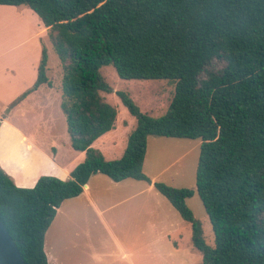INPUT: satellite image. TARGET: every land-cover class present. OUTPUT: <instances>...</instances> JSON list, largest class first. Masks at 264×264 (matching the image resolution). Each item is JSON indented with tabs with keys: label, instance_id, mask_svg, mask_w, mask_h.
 Listing matches in <instances>:
<instances>
[{
	"label": "trees",
	"instance_id": "trees-1",
	"mask_svg": "<svg viewBox=\"0 0 264 264\" xmlns=\"http://www.w3.org/2000/svg\"><path fill=\"white\" fill-rule=\"evenodd\" d=\"M25 5L40 19L57 55L60 108L74 150L85 157L68 179L41 175L18 187L0 168V219L25 264H47L44 236L61 202L83 191L95 173L113 181L145 180L148 136L200 139L196 192L214 234L187 206L190 188L154 181L191 227L201 264H264V0H0ZM42 47L37 77L18 99L50 81ZM112 64L122 79L174 84L160 117L114 93L136 118L123 154L106 160L91 146L114 128L112 92L100 73Z\"/></svg>",
	"mask_w": 264,
	"mask_h": 264
},
{
	"label": "crops",
	"instance_id": "crops-1",
	"mask_svg": "<svg viewBox=\"0 0 264 264\" xmlns=\"http://www.w3.org/2000/svg\"><path fill=\"white\" fill-rule=\"evenodd\" d=\"M19 6L0 4V11L24 13L42 32L45 28L37 15L27 6ZM40 32L35 38L0 37V168L18 187L34 186L41 175L68 179L71 170L85 157L83 151L71 147L64 131L63 146L58 145L49 132L56 122L53 114L39 111L44 103L47 106L54 99L52 92H58L48 76L50 85L43 83L18 99L37 77ZM31 39L36 41L33 46L37 53L28 60L24 49ZM47 70L48 67L46 73ZM14 98L19 101L10 106ZM116 121L107 132H116ZM107 132L91 144L105 159L102 147L108 142ZM155 145H159L157 158L152 153ZM186 147L183 138L148 136L142 168L151 182L131 178L113 181L105 174H92L79 195L63 200L57 208L44 236L47 264H155L154 244L165 241L167 245L170 235L177 234L178 226L187 223L154 188L153 182L160 180L165 168L156 163L168 161L182 149L181 154L186 156ZM191 248L195 249L192 243ZM166 252L170 255V246ZM198 254L193 253L192 264H201L202 256ZM165 259L168 260L162 264H170V257Z\"/></svg>",
	"mask_w": 264,
	"mask_h": 264
},
{
	"label": "rangeland",
	"instance_id": "rangeland-1",
	"mask_svg": "<svg viewBox=\"0 0 264 264\" xmlns=\"http://www.w3.org/2000/svg\"><path fill=\"white\" fill-rule=\"evenodd\" d=\"M19 7H22V5ZM39 32L40 31L34 24V21L30 20L28 15L24 13L18 14L15 12H4L3 10L0 11V37L2 39L8 38L12 40V38H17V35L18 37L24 36L27 38L34 35L35 38V36H37ZM37 41L40 44L41 49L42 47H45L47 49L48 70L46 74L53 82L55 89L58 91L52 92V98L54 99L47 106L46 103H44V108L41 107L39 111L41 113L45 111L53 114L52 117L56 122L54 124V127L51 128L49 132L53 137H55L54 140H57L56 143L63 146L64 138H62V131H64L65 137L67 139L69 138V136L66 129L65 117L60 108V83L62 78V69L60 61L53 50L47 30L44 29L42 32H40V36L39 38H37ZM35 44V39H31V41L28 42L25 46L24 54L28 60L35 58V54L37 53V47L33 46ZM39 55L40 50L38 51V56ZM20 62H22V60ZM100 73L106 83L113 89L112 92H101V95L105 99V101L111 104L117 111L116 125L118 124V128L114 134H112L113 132H107L106 137L108 139V142H106L102 147L103 153L106 155V159L113 160L119 158L123 154L127 142V137L136 126V118L128 112V110L121 103L120 99L116 96L114 91H125L140 107L142 112L152 117H160L164 115L166 110L168 109L170 100L174 94V84L167 79H122L117 75L116 70L112 64L101 66ZM18 101L19 100L16 98L14 101L11 100L9 104L10 106H14ZM23 126L26 125L23 124ZM52 139L53 138L50 137V140ZM183 139H185V142L188 145L186 149L189 148V151L187 150L186 153H184L186 156H183V154H181L183 153L182 149V151L174 154V156H170L168 161L156 163L157 165H159V167H165L159 181L174 187L190 188L193 190V194L186 200V204L192 210L193 215L200 220L205 242L209 246H213L214 234L212 231V226L207 214L204 211L203 204L196 192L195 186V170L199 156L201 140L188 138ZM64 148H66V146H64ZM158 148L159 145H155L152 148L153 156L156 155V158L158 157ZM171 160H174V163L168 164ZM178 165L180 166V168H177ZM180 169L182 170V172H180ZM156 170L157 168L154 169V172L152 174H155ZM171 223L173 225L172 221ZM176 233L177 234L170 235V240L167 241V245L165 241H158L154 244L155 264L164 263L166 260H168L165 259L166 257H170V264H192L194 262V259L192 257L193 253L198 254L199 252L191 248L190 225L184 223L182 226H178V230ZM167 246H170V255L166 252ZM175 246L179 249L178 252L175 251ZM161 256L164 260H161ZM184 257L188 261H184ZM173 260H176L177 263L173 262Z\"/></svg>",
	"mask_w": 264,
	"mask_h": 264
},
{
	"label": "water",
	"instance_id": "water-1",
	"mask_svg": "<svg viewBox=\"0 0 264 264\" xmlns=\"http://www.w3.org/2000/svg\"><path fill=\"white\" fill-rule=\"evenodd\" d=\"M0 264H25L19 250L0 219Z\"/></svg>",
	"mask_w": 264,
	"mask_h": 264
}]
</instances>
